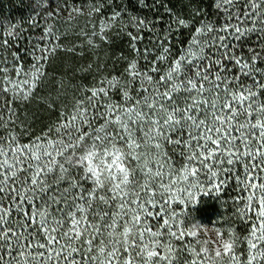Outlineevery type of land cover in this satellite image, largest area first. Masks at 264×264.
<instances>
[{
  "label": "snow or ice",
  "instance_id": "6c2138e0",
  "mask_svg": "<svg viewBox=\"0 0 264 264\" xmlns=\"http://www.w3.org/2000/svg\"><path fill=\"white\" fill-rule=\"evenodd\" d=\"M213 2L184 18L165 0H91L79 47L115 31L128 54L75 81L49 71L84 55L57 13L0 30V264H264V42L233 43L264 37V0ZM230 181L220 258L185 218Z\"/></svg>",
  "mask_w": 264,
  "mask_h": 264
},
{
  "label": "trees",
  "instance_id": "16d2710c",
  "mask_svg": "<svg viewBox=\"0 0 264 264\" xmlns=\"http://www.w3.org/2000/svg\"><path fill=\"white\" fill-rule=\"evenodd\" d=\"M60 2L61 0H0V30L7 29L11 24H19L24 28L25 35H32L36 31L32 28L33 18L43 24V20L48 18V13H56ZM64 2L66 3V0ZM87 2L88 0H73V3L81 5ZM165 3L178 16L184 18H188L194 8L201 11L206 10L210 16L216 13L213 0H165ZM128 8L131 12L137 14L142 11L145 14H150L147 10L138 8L136 0H128ZM109 14L110 11L108 9L102 10V15L107 16ZM98 19L99 17L96 18V20ZM50 22L54 24L55 30L59 33L65 31L70 33L67 38L61 40V44L64 47L76 46L77 53L84 52L82 57L77 54L59 52L52 67L49 69L53 75L58 77L63 75L64 78L75 81L79 79V75L77 74L74 77L73 72L80 66L86 67L88 63H93L94 68L99 64L101 66L107 65L111 69L113 63L116 62L121 54H128L126 37H118L115 31L108 33L111 43L102 45L99 50L90 52L86 45L83 48L79 47L82 43V38L75 35V33L87 24V17L81 18V22L74 29H70L59 15ZM87 30L90 31L91 29ZM262 42H264V37H261L258 32L246 34L239 40L233 41L237 46L236 51L240 54H246L249 48H257ZM116 66L120 67L122 65L117 64ZM69 95H71V92H69ZM37 128H39V125H37ZM237 192L238 185L235 181H230L219 194L209 193L202 195L199 202L193 206L191 212L197 221L218 226L228 210L227 204L232 203Z\"/></svg>",
  "mask_w": 264,
  "mask_h": 264
},
{
  "label": "clouds",
  "instance_id": "9594fccd",
  "mask_svg": "<svg viewBox=\"0 0 264 264\" xmlns=\"http://www.w3.org/2000/svg\"><path fill=\"white\" fill-rule=\"evenodd\" d=\"M90 5L91 0H89V5L74 4L72 0H67V3H65L64 0H61L56 13L70 29H74L81 22V18L91 15L93 8ZM124 175L127 179V173ZM193 227L198 234L202 233L206 238L207 250L210 253L218 252L220 258H223L226 250L233 246V242H230L229 238L223 235L222 230L217 229L215 226L196 223Z\"/></svg>",
  "mask_w": 264,
  "mask_h": 264
},
{
  "label": "rangeland",
  "instance_id": "374dc122",
  "mask_svg": "<svg viewBox=\"0 0 264 264\" xmlns=\"http://www.w3.org/2000/svg\"><path fill=\"white\" fill-rule=\"evenodd\" d=\"M192 208H193V206H190L189 207V209H188V216L185 218L186 219V222L188 224L199 223V224H202V225L213 226L212 224H209V223H204V222L197 221L195 219V217L193 216L192 212H191Z\"/></svg>",
  "mask_w": 264,
  "mask_h": 264
}]
</instances>
